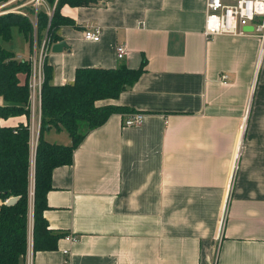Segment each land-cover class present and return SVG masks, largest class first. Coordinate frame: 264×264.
<instances>
[{
    "label": "crops",
    "instance_id": "obj_1",
    "mask_svg": "<svg viewBox=\"0 0 264 264\" xmlns=\"http://www.w3.org/2000/svg\"><path fill=\"white\" fill-rule=\"evenodd\" d=\"M53 8L47 0L42 7L49 15ZM60 13L72 23L57 31L67 47L55 52L53 43L47 56L53 84L74 82L81 67L145 70L117 98L97 101L124 110L88 130L73 162L54 169L44 214L64 235L56 249L35 251L31 214L26 264H64L67 257L68 264H264L260 38H207L206 0H96L65 4ZM94 27L100 40L85 39ZM24 39L20 49L2 43L28 57ZM119 45L128 49L122 59ZM133 111L146 114L144 123L125 126L124 114ZM20 123L25 115L1 119ZM46 138L72 142L55 128Z\"/></svg>",
    "mask_w": 264,
    "mask_h": 264
},
{
    "label": "trees",
    "instance_id": "obj_2",
    "mask_svg": "<svg viewBox=\"0 0 264 264\" xmlns=\"http://www.w3.org/2000/svg\"><path fill=\"white\" fill-rule=\"evenodd\" d=\"M5 1L0 0V3ZM47 1L54 7L53 14L49 15L46 9L38 12L36 34L39 43L45 34L51 43L60 41L59 27L72 23L71 19L61 16L63 5H90L96 0ZM14 28L24 34L31 49L35 33L30 15L13 11L0 14V95L6 102L0 105V264H26L31 214L33 249L57 248L58 240L64 234L50 229L44 214L49 207L47 195L53 188V171L73 162L74 150L88 130L104 124L111 114L124 110L113 104L99 106L97 101L117 98L145 70L143 64L139 68L126 65L115 68L81 67L76 71L74 82L55 85L52 82V66L46 62L33 178L32 111L28 85L31 64L28 60H18L16 53L2 43L11 40ZM22 74L25 75L24 81L20 77ZM21 115L27 117L26 124L14 127L1 124V119ZM52 128L67 131L72 142L64 145L48 141L46 133ZM11 197L17 198L13 204L7 202Z\"/></svg>",
    "mask_w": 264,
    "mask_h": 264
},
{
    "label": "built area",
    "instance_id": "obj_3",
    "mask_svg": "<svg viewBox=\"0 0 264 264\" xmlns=\"http://www.w3.org/2000/svg\"><path fill=\"white\" fill-rule=\"evenodd\" d=\"M21 0H9L10 4L17 3L10 10L1 11L0 14L6 12H19L23 15H29L22 8L31 5L33 7V16L37 20L38 12L46 4V0H28L25 3H18ZM107 2L111 0H101ZM2 9V7H0ZM23 10V11H22ZM52 15V12H50ZM247 26H252L253 30H246ZM37 21L35 23L34 43L32 52L28 57L17 55L18 60H28L31 64V76L28 82L30 91L31 111L39 108L41 114V91L45 79L44 66L49 54V50L53 43L50 42L47 34L38 42L36 34ZM205 36L210 38L219 34L230 35H254L260 38L264 51V0H206V20H205ZM102 31L100 28H90L84 31V38L87 40L98 41L101 38ZM128 53L126 45L117 47L118 58H124ZM223 80H228V75L223 76ZM123 124L125 126H140L144 123L146 114L139 111L127 112L124 114ZM40 127V123H39ZM31 145L33 154L37 148V140L35 141V124L31 122ZM222 227V226H221ZM220 227V228H221ZM72 239L70 235L66 236ZM32 240V239H31ZM69 254L68 250L64 251ZM69 263V258L64 264Z\"/></svg>",
    "mask_w": 264,
    "mask_h": 264
},
{
    "label": "rangeland",
    "instance_id": "obj_4",
    "mask_svg": "<svg viewBox=\"0 0 264 264\" xmlns=\"http://www.w3.org/2000/svg\"><path fill=\"white\" fill-rule=\"evenodd\" d=\"M26 1H28V0H22V1H19L18 3H25ZM16 4L17 3H15L14 5H12V6L8 7V8H4L3 10L0 9V12L1 11H5L6 9L10 10L14 6H16ZM27 9L28 8L24 9V11H27L28 14H29L31 9L29 11ZM31 12H33V8H32ZM30 14H32V13H30ZM4 44H5V46L11 47L13 49L14 48H17V49L19 48L20 49V48L27 47V44L25 43V39H24L23 34L19 33L17 30H15V33L13 35V39L11 41L5 42ZM23 44L26 45V46H24ZM38 109L39 108H36L35 111L32 110V116H31V118H32L31 121H32L33 124H35V141L37 140V137L39 135V129H40L39 128L40 119H39V110ZM24 124H26V123H24ZM83 129H85V128H83ZM83 129H81V130L83 131ZM31 138H32V134H31ZM35 157H36V150H35V153L33 154L32 145H31V168H32V172H33L32 173V177L33 178H34L35 159H36ZM33 193H34V191H32V195H33Z\"/></svg>",
    "mask_w": 264,
    "mask_h": 264
},
{
    "label": "water",
    "instance_id": "obj_5",
    "mask_svg": "<svg viewBox=\"0 0 264 264\" xmlns=\"http://www.w3.org/2000/svg\"><path fill=\"white\" fill-rule=\"evenodd\" d=\"M246 30L252 31L253 27L252 26H247ZM64 47H67V43L64 40H62V41L54 43L53 46H52V49L55 52H59V51H62ZM16 200H17L16 197H11L7 202L9 204H13V203L16 202Z\"/></svg>",
    "mask_w": 264,
    "mask_h": 264
}]
</instances>
